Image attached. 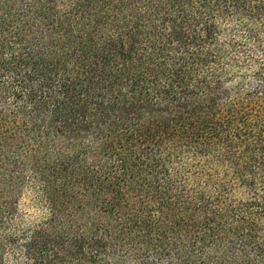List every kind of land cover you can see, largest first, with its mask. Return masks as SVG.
Masks as SVG:
<instances>
[{
	"label": "trees",
	"instance_id": "1",
	"mask_svg": "<svg viewBox=\"0 0 264 264\" xmlns=\"http://www.w3.org/2000/svg\"><path fill=\"white\" fill-rule=\"evenodd\" d=\"M128 257L264 264V0H0V264Z\"/></svg>",
	"mask_w": 264,
	"mask_h": 264
},
{
	"label": "rangeland",
	"instance_id": "2",
	"mask_svg": "<svg viewBox=\"0 0 264 264\" xmlns=\"http://www.w3.org/2000/svg\"><path fill=\"white\" fill-rule=\"evenodd\" d=\"M45 150H49L51 159L58 158L64 155L67 151L71 152L74 150V146H69L68 144H62L60 141H49L45 146L39 149V153L45 152ZM54 161V160H53ZM51 198V196H50ZM98 216L92 215L93 220H97ZM126 264H137L136 258L128 257L126 259Z\"/></svg>",
	"mask_w": 264,
	"mask_h": 264
}]
</instances>
